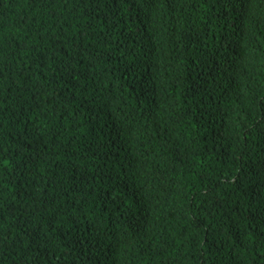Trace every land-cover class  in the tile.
Listing matches in <instances>:
<instances>
[{"label": "trees", "instance_id": "16d2710c", "mask_svg": "<svg viewBox=\"0 0 264 264\" xmlns=\"http://www.w3.org/2000/svg\"><path fill=\"white\" fill-rule=\"evenodd\" d=\"M0 264H264V0H0Z\"/></svg>", "mask_w": 264, "mask_h": 264}]
</instances>
